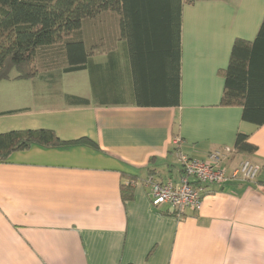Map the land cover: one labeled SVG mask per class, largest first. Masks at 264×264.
<instances>
[{"label": "crops", "instance_id": "crops-1", "mask_svg": "<svg viewBox=\"0 0 264 264\" xmlns=\"http://www.w3.org/2000/svg\"><path fill=\"white\" fill-rule=\"evenodd\" d=\"M182 3L180 64L176 23L135 30L129 42L121 17L102 13L78 35L85 69L65 72L61 53L30 80L0 83V134L51 129L99 148L33 147L0 163V264H264V124L219 106L218 75L235 39L257 36L264 5ZM179 66L180 105L149 103L174 97ZM238 133L257 150L235 153L227 166L258 165L256 181L208 186L198 212L152 205L149 175L180 181L176 139L184 154L205 160L234 149ZM122 174L137 178L126 202L121 185L130 181Z\"/></svg>", "mask_w": 264, "mask_h": 264}, {"label": "trees", "instance_id": "trees-1", "mask_svg": "<svg viewBox=\"0 0 264 264\" xmlns=\"http://www.w3.org/2000/svg\"><path fill=\"white\" fill-rule=\"evenodd\" d=\"M195 1L188 0L189 3ZM102 13L121 17V34L129 42L135 30L154 29L161 21L165 22L166 28L176 23L180 64L182 0H0V83L36 77L37 60L54 47H59L58 52H54L57 56L65 54L68 63L65 72L85 69L88 55L79 38L82 25L85 20ZM218 75L224 79L219 106L240 107L243 121L263 125L264 19L254 40L235 39L228 66L220 69ZM180 81L179 66L174 97L169 101L149 103L179 106ZM75 146L99 150L98 145L88 138L65 141L51 129L13 130L0 134V163H7L15 153L33 147L66 150ZM233 150L237 154H253L257 149L249 143L248 135L238 133ZM122 178L130 181L121 185L122 199L126 202L133 197L131 182L137 178L125 174Z\"/></svg>", "mask_w": 264, "mask_h": 264}, {"label": "built area", "instance_id": "built-area-1", "mask_svg": "<svg viewBox=\"0 0 264 264\" xmlns=\"http://www.w3.org/2000/svg\"><path fill=\"white\" fill-rule=\"evenodd\" d=\"M175 144L178 148L177 160L182 173L180 181L161 182L154 177H148L143 181V184L150 189L154 207L167 204L179 214L187 209L198 212L202 208L208 186L222 187L232 181L254 182L260 174L261 168L250 161L229 169L227 160L235 154L233 149L217 150L210 153L205 160H195L180 150L178 139Z\"/></svg>", "mask_w": 264, "mask_h": 264}, {"label": "rangeland", "instance_id": "rangeland-1", "mask_svg": "<svg viewBox=\"0 0 264 264\" xmlns=\"http://www.w3.org/2000/svg\"><path fill=\"white\" fill-rule=\"evenodd\" d=\"M249 5H251L252 7H260V6H262V5H264V0H249ZM204 8L203 7H199V9L196 11V12H204ZM248 11H249V7H248ZM188 12H189V10H188ZM189 13H191V12H189ZM261 12L260 11H258V17H262V13L260 14ZM59 49V47H54V48H52V49H48V51H46V52H48V53H44V54H42V56L37 60V62H36V67L38 68V67H42V65H44V64H46V62H48V60H47V57L49 56L50 57V55L51 56H53V55H56L57 56V54L56 53H54V52H58L57 50ZM47 60V61H46ZM55 63L57 64V63H59V61H58V56L56 57V60H55Z\"/></svg>", "mask_w": 264, "mask_h": 264}]
</instances>
